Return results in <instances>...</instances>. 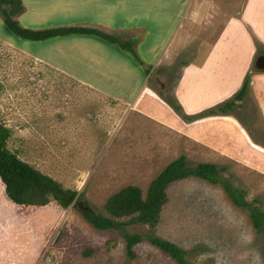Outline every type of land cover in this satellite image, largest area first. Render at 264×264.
Returning <instances> with one entry per match:
<instances>
[{"label": "rangeland", "instance_id": "obj_1", "mask_svg": "<svg viewBox=\"0 0 264 264\" xmlns=\"http://www.w3.org/2000/svg\"><path fill=\"white\" fill-rule=\"evenodd\" d=\"M230 1L237 5L243 2L220 0V10ZM233 14L237 13H230L234 17ZM223 15L222 11H217L215 18H211L212 24L217 26L213 32L226 26L229 14L225 19ZM18 18L14 19L23 28L25 22ZM27 23L33 26L25 28L30 30H43L39 26L49 25L47 22L44 25V21ZM167 24L174 23L168 21ZM207 28L204 24L197 29L198 41L186 51L178 50L177 45L169 46V50L182 51L177 55L173 53L176 57L168 58L167 52L157 54L160 62L152 67L148 85L158 95H169L175 106L179 104L170 91L178 85L183 65L193 62L195 66V62L201 63L206 57L207 47L199 41L202 37H211ZM166 29L162 28V35ZM110 33L127 38L120 32ZM155 37L154 43H158L160 36ZM38 43L16 38L6 30L0 18V126L10 131L6 147L20 161L51 178L62 189L76 192L81 202H86L104 217H108L103 206L110 195L131 185L139 187L144 196L149 183L181 156L189 167L212 163L217 169H223L221 176L234 188L245 191L247 202L258 201L264 211V128L256 103L254 106L247 100L245 105L240 104L225 114L230 121L238 123L241 131L240 127L247 130L245 139L237 138L236 131L231 133L238 150L234 153L239 159L236 162L185 137L169 138L149 125L148 120L135 114L125 116L126 110L116 115L109 100H83L78 85L68 82L55 68L42 66L34 60L47 54L46 48H39ZM261 54L264 48L256 43L252 61L248 64V56L242 58L249 69L240 87L246 77L252 76L255 59ZM146 56L143 62L151 68L152 63H148L152 60L151 54L146 53ZM236 56L234 50L220 53L217 61L234 60ZM54 58L64 65L68 63L65 56H62L63 61ZM223 81H226L224 76ZM222 87L216 84L218 92ZM239 89L223 103L232 101ZM169 108L179 117L172 107ZM198 115H184L188 120L179 118L187 123L205 118H198ZM238 139L244 141L249 154ZM3 196L4 187L0 183V264H175L145 241L134 247L136 258L129 260L124 250V231L94 230L73 206L62 209L50 199L44 207L13 208ZM167 197L155 228L132 225L124 230L129 234H150L176 245L186 252L189 264H264L263 236L255 233L248 213L233 206L219 186L189 178L171 184ZM87 250L93 253L83 256L82 252Z\"/></svg>", "mask_w": 264, "mask_h": 264}, {"label": "crops", "instance_id": "obj_2", "mask_svg": "<svg viewBox=\"0 0 264 264\" xmlns=\"http://www.w3.org/2000/svg\"><path fill=\"white\" fill-rule=\"evenodd\" d=\"M21 3L24 12L18 17L26 23L22 24L23 28H33L28 21L35 24L44 21V25L49 23L45 28L39 26L40 29L85 25L97 27V31L106 35L120 32L127 38L118 37L135 42L132 48L140 54L136 55L141 59V66L134 63L126 52L94 36H68L37 42L39 48H46L44 51L47 54L40 60H34L42 66L55 68L68 82L78 85L83 100H109L111 110L116 115L124 114L126 110L125 116L138 115L169 138L185 137L194 144L239 162L234 157L238 150L235 149L231 133L236 131L237 138L242 136L245 139L246 128L240 127L241 131L238 123L230 121L225 114L184 122L170 111L169 106L148 84L152 67L160 62L157 54L167 52L168 58L172 59L186 51L198 41L197 29L206 24L211 37H202L199 42L207 47V58L201 63L195 62V66L193 62L183 65L181 79L170 94L178 102L183 115L189 117L227 102L232 93L241 88L242 78L247 74L248 64L256 52V43L264 48V0H243L240 5L230 1L223 5L222 10L220 0H21ZM217 11L224 13V19L229 17L223 29L213 32L217 26L212 24L211 18H215ZM235 12L237 14H233L234 17L230 15ZM168 21L174 24L168 25ZM166 27L162 35V28ZM190 33L194 34L191 36ZM155 36H160L158 43H154ZM218 41H222L221 44ZM174 45L182 51L168 49ZM232 50L237 52L236 59L217 61L220 53L222 55ZM146 53L151 54L152 59L148 60L152 66L147 74L150 64L143 62L147 59ZM54 56L61 60L65 56L68 63H59ZM247 56L249 61L245 64L242 58ZM253 71L248 92L241 104L245 105L247 100H251L253 105L256 103L259 121L264 128V72ZM191 77H194L193 81L187 82ZM217 83L223 85L220 92L216 90ZM229 89L231 91L226 94ZM97 109L100 110L99 106ZM103 122H106L105 118ZM247 138L250 142V134ZM237 142L244 144L245 150L250 153L243 140L238 139ZM6 201L12 205L7 198ZM12 206L15 208V205Z\"/></svg>", "mask_w": 264, "mask_h": 264}, {"label": "trees", "instance_id": "obj_3", "mask_svg": "<svg viewBox=\"0 0 264 264\" xmlns=\"http://www.w3.org/2000/svg\"><path fill=\"white\" fill-rule=\"evenodd\" d=\"M24 8L21 0H0V18L6 30L16 38L27 42H45L48 40L68 36H94L100 40L115 45L128 53L138 65H142L140 59L133 50L135 42L124 41L114 35H106L95 29L83 26H63L43 30H30L22 28L15 17L22 15ZM150 68L146 70V74ZM249 77H246L240 90L232 101L218 108L200 113L197 117H209L226 114L236 106H239L246 94ZM160 97L172 107L179 117L188 120L181 113L180 107L172 104L171 97ZM10 137V131L0 126V183L4 187L3 199L6 198L16 207H44L52 199L58 207L67 209L73 206L82 219L97 231H124V250L129 260L136 258L134 247L143 241L151 247L166 254L175 264H189L186 260V252L176 245L162 240L150 234H129L124 229L126 226H141L153 229L157 226L163 206L167 203V189L176 182L189 178H195L212 186H219L227 200L236 208L244 209L248 213L251 227L258 236L264 238V211L258 201L247 202L245 191L234 188L222 176L223 169H217L214 164H198L189 167L183 156L167 165L148 185L145 195L139 187L125 186L116 193L110 195L104 204V210L108 217L95 213L86 202H81L79 195L70 190H64L51 178L41 174L31 166L20 161L14 153H11L6 142ZM3 195V194H2ZM6 197V198H5ZM93 251H83V256H89ZM264 262V249L262 250Z\"/></svg>", "mask_w": 264, "mask_h": 264}, {"label": "water", "instance_id": "obj_4", "mask_svg": "<svg viewBox=\"0 0 264 264\" xmlns=\"http://www.w3.org/2000/svg\"><path fill=\"white\" fill-rule=\"evenodd\" d=\"M255 71L264 72V55L258 56L254 62Z\"/></svg>", "mask_w": 264, "mask_h": 264}, {"label": "flooded vegetation", "instance_id": "obj_5", "mask_svg": "<svg viewBox=\"0 0 264 264\" xmlns=\"http://www.w3.org/2000/svg\"><path fill=\"white\" fill-rule=\"evenodd\" d=\"M262 55H264V54H261V55H258V56H262ZM258 56H257V57H258ZM253 67H254V64H253Z\"/></svg>", "mask_w": 264, "mask_h": 264}]
</instances>
